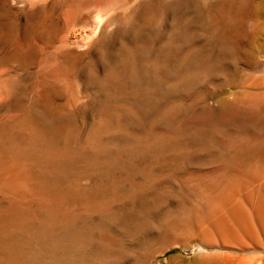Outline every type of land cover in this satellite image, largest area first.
<instances>
[{
    "label": "rangeland",
    "instance_id": "374dc122",
    "mask_svg": "<svg viewBox=\"0 0 264 264\" xmlns=\"http://www.w3.org/2000/svg\"><path fill=\"white\" fill-rule=\"evenodd\" d=\"M177 1L180 0H0V228H3L0 231L2 239H0V264L12 262V247L20 239L26 240L25 244L29 249L27 264H38L39 257L33 255L36 254V250L43 249V246L46 249L48 246L53 247L49 227L41 220L43 210L47 208L45 211L49 212L50 208L55 210L60 208L59 210L67 211L72 208V203L67 198L55 196L46 189L51 185L74 181L70 176L73 160L69 159H73L74 156L71 148L73 146L75 150L79 147L75 150L78 152L80 148L86 146L85 138L88 131L94 128L95 122L100 118L99 113L107 106L108 115L110 113V116H113L111 117L114 123L118 119L125 122L126 117L131 113L137 115V109L133 113L130 112L129 107L138 102L146 105L150 101V106L157 102L155 90H150L156 83V77L159 80L162 77L166 78L168 73L177 71L181 64L187 62V51H179L178 47L181 42L178 36L179 29L182 25L185 26L187 20H194L196 25L203 27L205 33L207 32L205 39L208 41L210 37L211 41H209L213 45L223 44L231 35L230 41L233 42L234 47L232 51L234 53L227 55L229 62L232 61L222 65L219 75L211 79V83L205 87L208 97L197 96L193 99L190 97L192 101L188 94L181 93L185 98L180 95L182 97L179 104L186 106L189 104V106L182 105L181 108H185L180 110V113L186 110L184 113H187L183 115L188 119H195V116L201 112L200 107L206 106L208 102V104H216L225 98L243 97L241 84L246 76L264 70V36L255 35L261 21L253 15L257 3L263 0H185L192 3L183 8ZM205 26L207 29L204 28ZM166 60L169 63L164 64ZM157 72L160 75L156 76ZM105 83L109 86H105ZM159 85L166 90L171 82L167 83L162 79ZM116 89H120L118 90L120 92ZM106 93L111 99H115L110 101ZM140 95L143 97L139 99ZM105 97H108V101ZM102 98L103 100L105 98L104 102ZM203 101L205 105L201 104ZM232 107L229 109L233 112L227 109L228 112L224 111V114L221 112V116L217 115L218 113L215 115V117L219 116L217 120L213 118L221 123L220 127L225 136L231 133L235 135L233 128L238 126V115L236 116L238 113L235 111L239 109L234 111L236 106L232 105ZM132 114L129 115L132 119L137 118ZM231 119L234 120L233 123ZM227 126L230 127L229 131L226 130ZM232 134L231 137H236ZM67 147L71 149L69 158L66 155L68 152L65 154V151H68ZM61 152L64 154L61 155ZM53 153L55 157L52 158ZM106 153L97 157L100 162L97 161L98 166L102 165L100 169L103 171L98 170L99 172L96 173L88 171L89 176L85 172L79 182L84 184L90 182L88 185L95 187L101 184L100 180L112 181V185L116 180L114 182L116 190L133 195L134 189L124 183L128 179L130 181L135 178L140 172L139 168L136 164L134 167L130 161L115 163V158L119 155L110 152L111 154L107 153L109 155L107 156ZM204 154L206 153L196 155L189 162L177 166L173 169L174 172L170 170L167 177H162L156 185L155 183L154 186L152 185V189H149L156 191L160 196L156 201L160 205L158 210L151 213L155 228L152 226L150 232L147 230L148 232L145 231L139 237H132L124 234L120 228H100L99 239L103 243L98 257L100 260L97 259L98 261L94 263L102 261L103 264H211L213 256L219 259L225 249L220 243L218 244V241L212 243V247L211 244H203V246L194 235L197 231L192 230L195 231L193 234L189 229H182L181 232V229L168 224L166 226L160 220L168 212L174 217L182 212L193 215L196 212V216L204 217L209 224L207 221L211 219L207 215L209 214L207 208L211 203L208 200L212 201V195L218 191V193L228 189L231 191L232 188H226V184L231 180L234 181L236 175L237 178L239 174L244 176V170L241 168L224 169L219 158ZM63 155L64 159H62ZM108 163L114 167L112 168ZM245 164H248L247 167L252 172L261 169L259 165L248 162ZM63 165H67L70 171ZM7 166H10L8 170H6ZM55 168L57 173L54 171ZM6 171L10 173L7 174ZM33 171L37 172L36 175ZM52 171L56 173L55 176ZM42 173H45L44 177H41ZM65 173L70 177L67 175L64 177ZM59 175L63 181L60 180ZM12 176L23 177L26 184L34 185L35 191L34 189H23L21 193L13 191L5 180ZM51 177L54 180H51ZM245 178L250 181L248 177ZM106 182L104 185L108 184ZM210 185L212 186L209 187ZM228 194L232 195L233 192ZM221 203L218 204L219 209L227 212L223 202ZM27 207L36 210L30 212ZM19 212H23L22 220L16 217V213ZM187 231L191 234L189 235ZM110 239L113 242L107 241ZM109 243L113 248L108 246ZM109 249L112 255L114 256L115 253L117 257L110 255L108 259ZM59 252L63 253L60 250ZM59 252L55 253L54 260L62 264V258L58 257L62 255H56ZM122 252L123 254H120ZM10 253L11 256L7 257L6 255ZM119 254L122 257L118 258ZM249 254L263 255L259 251H250ZM18 255H21V252H18ZM85 262L88 264V261ZM100 262L99 264H102Z\"/></svg>",
    "mask_w": 264,
    "mask_h": 264
},
{
    "label": "bare ground",
    "instance_id": "6f19581e",
    "mask_svg": "<svg viewBox=\"0 0 264 264\" xmlns=\"http://www.w3.org/2000/svg\"><path fill=\"white\" fill-rule=\"evenodd\" d=\"M177 2L179 6L182 8L189 3H192L185 0H180ZM215 15L212 16L217 19ZM253 15H256L258 19L261 21L260 23L261 25L257 27L255 31V35L264 36V0L257 3ZM215 21L217 22V20ZM215 25H217V23ZM204 28H206V26ZM206 33L203 30V27H201L199 24L196 25L194 20L191 19L187 20L185 26L182 25L178 33L179 40L181 41L178 44V47L180 49L179 51H183V52H185V50L187 51L188 54L187 62L185 64H181L180 68L177 71L168 73L166 75V78L162 77V79H165L167 83L171 82V85L166 90H163V88L159 85L162 79L159 80L156 77L157 75H160V73L157 72L156 76L153 73L154 78L156 77V81H155L156 83L152 87L150 86L151 87L150 90H155V97L157 96L156 99L158 98L157 102L153 106H150L149 104L150 101L148 102L149 99L147 100L149 106H146L148 104L146 105L138 104L139 103L138 102L134 106L132 105L131 107H129L131 109L130 112L133 111V113H135L134 110L137 109L136 112L137 115H133L131 113L133 116H136L137 118L132 119V117H130L131 114H129L130 115V116L128 115L129 118L128 116L127 117L124 116L127 118L125 122H123L124 120L122 121L117 118L118 121L114 123H113L114 119L112 118L113 116L111 115L112 116L111 117L110 113L108 115L109 109L106 110L108 106L107 107L105 106L106 109L103 112L99 113L100 118L99 120L97 119L98 121L96 120L97 122H95L94 128L92 127L91 130H89L87 133V136L85 138L86 146L84 148H80L78 152H76L75 150H77L79 147H77L74 150L72 146L71 149L74 151L72 153L74 156L73 157L71 156L73 159H69V160H73L72 161L73 165L71 163L72 165L71 167H73V170L70 171L67 168V165H63V166H65L71 172L70 176L73 178L74 181L65 184L54 185V186L51 185L49 189H46L48 192H50L55 196L64 197L70 200V202L72 203V208H70V210L67 211L59 210L60 208L57 210L53 208L52 209L48 208L49 212H46L47 208L45 209L46 211L43 210L44 213H42L43 217L41 220H43V222L45 221L46 226L49 227L50 240L53 239L54 245L53 247L48 246L47 249L43 246V249H39V251L36 250V254L33 255L39 257L38 264H59L56 263V260H54L56 257L55 253H58L59 250L62 251L63 253L60 254L59 252V254L56 255H62L58 257L62 258L61 260H63V263L65 262L64 264H87L85 261H88V264L90 262L92 263L97 262L98 260H100L98 259V257L100 256L101 246L103 243V242L101 243L99 239V237L101 238L100 236L101 233L99 230L102 227L120 228V230L124 234H128L132 237L134 236L139 237L142 233H145V231L150 232V230L153 227L155 228V226H153L152 224L153 221L151 220V213L157 211L160 205L156 202L158 201V196H159L158 193L156 191L149 189H152L154 183L156 185V182L162 179V177H167V174L169 173L170 170L174 172L173 169H176L177 166L189 162V160H191L196 155L203 153H206L204 155L207 156L211 154L212 157L214 156L219 158V160L222 162L224 169L233 170V168L234 169L241 168V170H244V176L242 174H239V176L240 175L242 176L240 177L238 176L237 178L236 175V179L234 181L231 180L229 182L227 181L228 183L225 182L227 183L226 188L231 187L232 188L231 191L233 192V194L232 195L228 194L229 192H231L229 189H228L229 191L228 190H225V192L222 191L221 192L222 194L218 193L219 192L218 191L214 195H212L213 196L212 201H210V199L208 200V202L211 203L210 207L207 208L209 209L208 211L209 214L207 215H209L211 219V221H207V222H209V224L211 222L210 225L206 223L204 217L198 215L196 216L195 215L196 212L194 213L195 216L190 213L180 212L181 214L177 217L176 216L174 217V215L171 216L168 212L167 214L164 215V217L161 216L162 218L160 220L163 221L165 225L168 224L179 230L181 229L180 230L181 232L183 231L182 229H189V231L190 230L197 231V232L195 231L192 232L190 231V232L193 234L194 232L197 233L194 235H196L197 241L200 242L202 245L211 244L210 247H212V243L218 241V244L220 243L222 248L225 250L222 252V256L220 258L219 256H217L218 253L216 252L217 253L216 256L219 259L213 256V258L211 259L212 260L211 264H213L214 258L216 260L215 264H264V70L246 76V78L241 84L242 91L244 92L243 97L241 98L232 97L227 99L225 98L219 102H216V104L215 103L208 104L209 102L207 101L208 103H206V106L200 105L203 106L202 108L199 106L201 112L197 109L200 113L198 114V116H195V119L194 118L188 119L183 115V113L186 110L183 113H180L181 112L180 110L185 108V107L181 108L182 105L184 104L182 105L179 104L180 98L182 96H184L185 98V95L182 94L186 93L188 94L189 98L191 97L192 99L194 97L196 98L197 96L208 97L205 92L206 89L205 87L208 86L209 83H211L212 81L211 79L219 75L222 69V65L229 64L232 61L231 60L229 62L227 56L228 53L230 54L234 49L233 42L230 41L232 40V38L230 37L231 35L228 34V36L229 35L230 36L229 37L226 36L228 37V39L225 42H223V44L219 43L220 45H213L210 42L211 41L210 37H209L210 41L209 40L207 41L205 39ZM166 62L167 60L165 61L164 64L169 63ZM106 85L109 86L107 83H105V86ZM118 90L117 92H120ZM238 93L239 92H237V95ZM150 95L147 96L149 97ZM107 96L109 97L110 95L108 94ZM108 97H105L106 100ZM140 97L143 96L140 95L139 99ZM191 98L190 100H192ZM109 99L111 101L114 100L115 98L111 99L109 97ZM104 100L102 98L103 102ZM186 100L189 99L186 98ZM102 101L101 103H103ZM204 102L205 101H203V103L201 102V104H204ZM232 105L236 106L235 107L236 109H234V111L239 109L238 111H235L238 113L236 114V116L238 115V123H237L238 126H235L233 128L234 129L233 131L235 132L236 135V137L234 138L230 136L232 133L229 135L227 134L228 136L223 135L224 131L220 127L221 123L219 122L220 123L219 124L217 121H215L219 118V116H221V112L224 114V111H226L230 107H231L230 109H232L233 108ZM187 106H189V104ZM206 112L208 113L205 115ZM230 112L233 111L230 110ZM196 113L197 112H195V114ZM216 114L219 116L215 117ZM214 117L215 120H213ZM234 120H236V118H234ZM230 121L233 123L232 119ZM229 123L230 122H228V125H230ZM223 127H225V125ZM227 127L228 128H226V130L228 129L229 131L230 127L229 126ZM117 130L120 132H118ZM115 131H117L118 133ZM232 135L235 136L234 133ZM81 141L83 142V140ZM70 150L68 148V151H65V154L66 152H68V154H66L68 158L70 155L69 153ZM106 152L108 154L112 152V153H116L117 156L119 155L118 158H115L116 161L115 163L130 161L131 163L134 164V167H136L135 166L136 164L137 167L139 168L140 170L139 174H137L135 178L130 179V181L128 179V181L124 183L126 186H129L134 189L135 192L133 195L121 193L118 190H116L115 189L116 186L114 185V182L116 181L115 179H114L115 181L113 182L114 186L111 183L112 181L111 182L109 181L112 185L111 186L108 180H107L108 184L106 185H104L106 181L105 182L103 181L104 182L103 184L102 180H100L101 184L99 183L100 185L97 186L95 185V187L89 186L88 184L90 182L88 184L79 182L82 179L85 172L87 173L86 175H88V171L89 172L95 171V173L98 170L103 171L102 169H100L102 165L98 166L100 162L98 161L97 157L100 154H104ZM62 154L64 153L61 152V155ZM116 154H114V156ZM53 157H55V155L52 156V158ZM64 158L65 156L62 157V159ZM107 160L109 161V159ZM110 160L113 161L114 159H110ZM97 161L99 163H97ZM245 162L246 163L248 162L249 164L252 165H259L261 169L260 170L257 169V171L252 172L251 169H248L247 167L248 164L246 165ZM115 163L113 165H115ZM113 165H111L112 168L114 167ZM122 165L124 167V164ZM115 166H117V164ZM118 167H115V169L116 168L118 169ZM7 168L9 169L10 166H7L6 170H8ZM124 168L123 169L126 170V167ZM123 169L121 171H123ZM54 171H56L57 173L56 168L54 169ZM10 172L12 173L11 169ZM108 172L111 173L110 171ZM108 172L106 174L109 176ZM9 173L7 172V174ZM52 173L54 176L56 175L55 172L52 171ZM13 174H16V172L15 173L13 172ZM33 174L31 175L34 177ZM42 174L43 175H41V177L42 176L44 177L45 173ZM65 175L69 176L67 173L64 174V177H66ZM245 176L248 177L250 181L246 180ZM5 178L1 180L4 181ZM104 178L106 179L105 175ZM83 179L86 180V178ZM5 180H6V184L15 192H20L23 189H30V190L34 189L35 191V187H33L34 185L32 186L26 184L25 179L21 176L17 178H14L13 176L7 177ZM51 180L54 179H52L51 177ZM60 180H62L61 176H60ZM211 186L212 185H210L209 187ZM221 190H223V187L221 188ZM221 202H223V206L226 207L225 209H227V212H223L222 210L219 209L218 206L220 205L218 204ZM28 209L30 210V212H35L34 210H36V208L35 209L28 208ZM176 209H178V207ZM16 217L22 220L23 212L16 213ZM20 224H21L20 225L21 228L22 221ZM42 225L44 226V224ZM24 227H26V225ZM22 233H19V235L20 234L22 235ZM188 233L186 234V236L188 235ZM191 233H189V235ZM16 236L15 238H17ZM48 239L46 240L49 242ZM25 241L24 239H20L16 245L13 244L14 245V247H12L13 253L11 252L13 256L12 262L10 259V262L12 264L28 263L29 249L28 246L26 247ZM107 241L108 242L112 241V239ZM104 243H106V241ZM45 245H47L46 242ZM108 246H110V248H113L112 247L113 245H110V243ZM216 246L218 247L219 245ZM10 248L11 247H9V250L11 251ZM104 249L103 251H105ZM115 249L117 250L116 246L114 248V251ZM107 250L108 249H106V251ZM250 251H256V252L259 251L263 253V255H259V254L248 255V252ZM18 252H21V255H18ZM109 252L107 255L108 259H110L109 258L110 255L113 256L112 252H110V254ZM123 252L120 254H123ZM11 253L6 256L7 257H9V255L11 256ZM113 254H114L113 257H115L116 256L115 253ZM120 254L118 258L122 257ZM102 258H104V256ZM101 260L104 261V259ZM99 262L94 264H99ZM100 263L103 264L102 261Z\"/></svg>",
    "mask_w": 264,
    "mask_h": 264
}]
</instances>
